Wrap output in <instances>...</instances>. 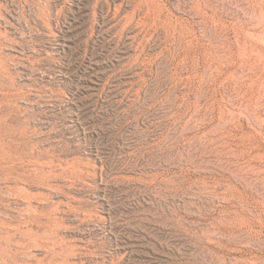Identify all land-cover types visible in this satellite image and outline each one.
<instances>
[{"label": "rangeland", "instance_id": "obj_1", "mask_svg": "<svg viewBox=\"0 0 264 264\" xmlns=\"http://www.w3.org/2000/svg\"><path fill=\"white\" fill-rule=\"evenodd\" d=\"M0 264H264V0H0Z\"/></svg>", "mask_w": 264, "mask_h": 264}, {"label": "bare ground", "instance_id": "obj_2", "mask_svg": "<svg viewBox=\"0 0 264 264\" xmlns=\"http://www.w3.org/2000/svg\"><path fill=\"white\" fill-rule=\"evenodd\" d=\"M3 170V169H2ZM9 172V171H8Z\"/></svg>", "mask_w": 264, "mask_h": 264}]
</instances>
